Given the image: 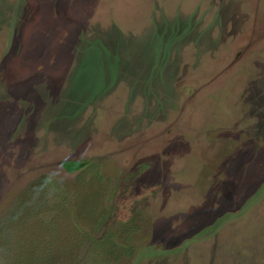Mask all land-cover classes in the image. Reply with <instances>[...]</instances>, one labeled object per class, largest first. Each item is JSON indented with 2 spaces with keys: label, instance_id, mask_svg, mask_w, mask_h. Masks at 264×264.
Segmentation results:
<instances>
[{
  "label": "rangeland",
  "instance_id": "rangeland-1",
  "mask_svg": "<svg viewBox=\"0 0 264 264\" xmlns=\"http://www.w3.org/2000/svg\"><path fill=\"white\" fill-rule=\"evenodd\" d=\"M0 264H264V0H0Z\"/></svg>",
  "mask_w": 264,
  "mask_h": 264
},
{
  "label": "trees",
  "instance_id": "trees-1",
  "mask_svg": "<svg viewBox=\"0 0 264 264\" xmlns=\"http://www.w3.org/2000/svg\"><path fill=\"white\" fill-rule=\"evenodd\" d=\"M64 167L68 172L74 173L82 169V165H79L78 163H72V162H65Z\"/></svg>",
  "mask_w": 264,
  "mask_h": 264
}]
</instances>
